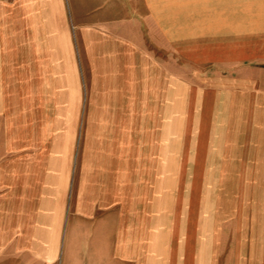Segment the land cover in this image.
I'll list each match as a JSON object with an SVG mask.
<instances>
[{
    "label": "crops",
    "instance_id": "obj_1",
    "mask_svg": "<svg viewBox=\"0 0 264 264\" xmlns=\"http://www.w3.org/2000/svg\"><path fill=\"white\" fill-rule=\"evenodd\" d=\"M0 264H264V0H0Z\"/></svg>",
    "mask_w": 264,
    "mask_h": 264
}]
</instances>
